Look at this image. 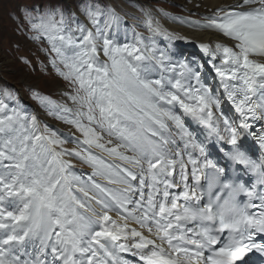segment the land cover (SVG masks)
Instances as JSON below:
<instances>
[{
    "label": "snow or ice",
    "instance_id": "6c2138e0",
    "mask_svg": "<svg viewBox=\"0 0 264 264\" xmlns=\"http://www.w3.org/2000/svg\"><path fill=\"white\" fill-rule=\"evenodd\" d=\"M79 10L91 28L58 5L25 13L34 39L51 44L71 106L34 97L74 129L75 146L0 94V264H129L121 253L137 264H240L264 253V0L193 22L233 42L199 43L204 63L158 48L154 37H188L150 13L149 36L117 43L114 10ZM73 158L91 173L77 175Z\"/></svg>",
    "mask_w": 264,
    "mask_h": 264
},
{
    "label": "rangeland",
    "instance_id": "374dc122",
    "mask_svg": "<svg viewBox=\"0 0 264 264\" xmlns=\"http://www.w3.org/2000/svg\"><path fill=\"white\" fill-rule=\"evenodd\" d=\"M120 2L125 9H122V12L124 13L120 12V14L122 17V30L124 32L126 31L125 37H127V39H125V37H116L109 32L107 33L109 38H113L117 43L133 42L136 33H140L146 37L150 35L145 27L130 22L131 19L128 17V13H132L131 15L134 14L138 17L137 14L141 12L143 3H149L154 9H157L164 14L166 13L170 16H175V18H180L182 21L188 20L189 24L194 26H196V23L194 24L193 22H199V25L206 23L202 14L187 10L184 5L178 1L120 0ZM50 4L58 5L66 13H75L77 22H82L91 28L92 25L79 9L84 4H94L107 12L112 8V1L0 0V61H3L5 58V60L9 61L7 63L8 65H6L7 67L0 70V94L5 91L13 94L22 108L37 116V119L41 122L42 126L47 124L52 129H58L56 123L61 121L57 120L54 116L48 115L45 108L34 97V93L49 96L53 100L65 102L71 106V101L59 98L58 94L59 89H63L64 91L71 90L69 82L59 76L56 69L51 64V60L55 56V53L51 51V44L44 37L34 39V37L37 36V33L30 28V25L25 18L27 10L36 9L37 12H35L34 15L39 14L43 8L48 7ZM171 9L174 10V14L171 12ZM103 19L104 17L101 16L102 22ZM153 39L158 48L168 50L162 39L159 40L156 37ZM174 56L177 59L186 57L190 61L192 57L198 59L201 58V56L196 53H190V55L181 53L180 56ZM101 58L104 59L103 56ZM204 71H206V66ZM205 83L208 82L205 81ZM5 102L12 106L13 102L8 101L7 99ZM40 113H45L50 118V121L43 120ZM58 134L61 135L62 133L59 132ZM62 138H65V136L62 135ZM67 145L71 147L75 146L71 143V140H69ZM74 160L78 164H84L79 160ZM75 170L76 173H82L81 175L84 174V171L80 168H76ZM176 191H180V189L178 188Z\"/></svg>",
    "mask_w": 264,
    "mask_h": 264
},
{
    "label": "bare ground",
    "instance_id": "6f19581e",
    "mask_svg": "<svg viewBox=\"0 0 264 264\" xmlns=\"http://www.w3.org/2000/svg\"><path fill=\"white\" fill-rule=\"evenodd\" d=\"M112 1V8L111 10H114V12L121 17L120 12H122V9H124V7H122V3L120 2V0H111ZM171 1H178L181 4L184 5V7L187 10H191L193 12H197L198 14H202L203 18H206L208 16H210L212 14V12H214L218 7H227V6H233L239 3V0H171ZM159 7V6H158ZM171 12L174 14V10L171 9ZM124 13V12H122ZM145 13H150L152 15V17L156 20H159L160 24L167 29L169 32L174 33V34H178L180 36H184V37H188L187 41H183V40H176V41H172L171 44L169 45V41L165 38V37H161V36H157V39H162L163 43L165 44V46L167 47V49L171 50V53L176 55V56H180L181 53L184 54H188L190 55V53H196L199 56H201V58H199L201 60V63H204L207 60V57L204 56V54L201 52V50L198 47L199 43H214L216 41H221L223 43L228 44L229 46L233 45V42L228 40L227 38L222 37L220 34L207 30V29H201L199 28V26H194L189 24V21H183L180 20V18H175V16H170L169 14L165 15L164 13L160 12L157 9H154L149 3H143L142 8H141V12H139L137 15H131L130 13H128V17H130V22L136 24V25H140L142 27H144L143 25V21L146 19V15ZM122 18V17H121ZM186 18H190V17H186ZM203 20V19H201ZM206 21V19H205ZM195 24V23H194ZM135 25V26H136ZM203 25V24H202ZM138 26V27H140ZM109 33H111L112 35L116 36V37H125L126 35V31L124 32L122 30V20H120L117 24H114L108 31ZM102 57V56H101ZM6 59V58H5ZM3 60L0 61V70H2L3 68L7 67L6 65H8L7 63L9 62L8 60ZM206 66V71L208 72L210 71V65L205 64ZM213 83H215V81H213ZM211 86V85H210ZM65 92L63 89H59L58 90V94H59V98H62L66 101H68L67 97H64L61 95V93ZM225 103H228L227 101H225ZM224 104L221 105V108L223 109ZM40 116L43 120L45 121H50V118L45 114V113H40ZM57 124V128L60 130V133H62L61 135L65 136V138H68L69 140H71V133L74 132V129L71 128V126L66 125L62 122H58ZM177 143L179 144L180 141L177 140ZM67 147H71L69 145H66ZM74 164H75V168L74 171L76 173V168H80L81 170H83L84 174L81 175L79 173H76L77 175H81L82 177H86L88 174L91 173V168L88 165L85 164H78L75 160H74ZM191 166L189 165V168ZM179 168H177V172L174 174L173 179L176 181H179ZM189 182H191V177H189ZM182 188L181 186H178L175 189H172L171 191L173 192H179L176 191L177 189ZM147 191V189H146ZM121 255H123V257L125 258V260L129 261V264H137V260L138 258L133 256L132 253H121ZM249 256H245L244 260L242 261L241 264L247 263L249 260Z\"/></svg>",
    "mask_w": 264,
    "mask_h": 264
}]
</instances>
